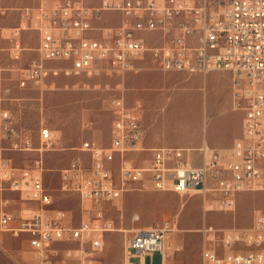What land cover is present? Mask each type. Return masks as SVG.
I'll use <instances>...</instances> for the list:
<instances>
[{
	"label": "built area",
	"instance_id": "built-area-1",
	"mask_svg": "<svg viewBox=\"0 0 264 264\" xmlns=\"http://www.w3.org/2000/svg\"><path fill=\"white\" fill-rule=\"evenodd\" d=\"M7 11L0 5V17ZM19 11L20 24L7 36L10 57L21 60L24 31L39 37L38 57L18 69L21 88L43 91L46 77L60 70L52 66L57 62L67 65L61 69L66 73H102L117 82L110 100V144L84 140L78 155L61 169L60 190L78 195L95 210L93 218L77 226L55 206L43 179L42 156L56 146L54 131L41 126V146L36 147L32 131L20 127L10 109L0 111V136L8 148L40 153L31 165L18 166L0 147V234H26L32 264H58L50 255L56 242L77 243L66 249L65 258L94 264L107 232L114 229L102 204L122 198L135 184L201 193L206 215L236 210L240 192L264 191V0H100L95 6L88 0H52ZM105 13L121 14L119 23H97ZM149 35H156L157 42L150 44ZM146 55L164 72L233 74V108L243 118L242 135L231 147L162 145L137 163L135 156L148 150L144 106L140 100L128 104L126 76L139 70ZM83 127L90 122L84 120ZM24 201L36 205L29 212L16 210ZM174 228L167 222L137 229L126 241L128 260L160 251L161 264H171L166 243ZM200 232L203 264H264L262 209L254 210L250 227H218L205 220Z\"/></svg>",
	"mask_w": 264,
	"mask_h": 264
},
{
	"label": "rangeland",
	"instance_id": "rangeland-1",
	"mask_svg": "<svg viewBox=\"0 0 264 264\" xmlns=\"http://www.w3.org/2000/svg\"><path fill=\"white\" fill-rule=\"evenodd\" d=\"M52 0H0L8 8L7 15L0 17V111L10 109L20 127L32 131L34 144L40 147L41 126L50 127L56 135L54 149L43 152V179L51 191L55 206L65 210L71 225L93 218L95 210L89 203H82L78 195L60 190L61 169L68 166L84 140L100 145L111 142L112 116L110 100L116 91V79L94 72H69L61 70L64 62L53 63L56 73H50L44 83L45 89L19 86V68L29 65L38 57L33 48L39 37L33 30L23 32L25 47L21 60L9 55V27L20 23L19 8L38 6ZM100 0H88L97 5ZM105 20L117 23L114 13H105ZM148 42H157L156 35H149ZM139 70L126 76V98L129 105L140 100L144 106L142 123L146 128L148 150L135 156L142 163L151 154L150 149L159 145L198 147L204 143L230 146L242 135L243 113L233 108V74L215 71L207 75L159 70L148 55L139 62ZM90 122L84 128L83 121ZM148 141V142H147ZM151 142H156L151 145ZM148 143V144H147ZM230 144V145H229ZM4 155L11 157L18 166L31 165L40 158L38 151L15 152L0 136ZM220 147V146H219ZM131 187V186H130ZM10 197L16 194L8 193ZM238 204L232 212H204V195L196 192L179 194L172 191H155L141 184L132 185L118 200L102 204L105 218L114 222V229L107 232L104 248L94 255V264H129L126 241L137 229L175 225L167 243L171 246V264H203L202 235L204 221L218 227H250L255 209L264 211V191L240 192ZM36 204L24 201L15 205L16 210L29 212ZM28 236L14 237L0 234V264H32L33 254ZM75 242H56L50 255L58 264H78L65 258L68 248ZM69 258V257H68ZM131 261L142 264L141 256ZM162 254L156 251L146 257V264H161Z\"/></svg>",
	"mask_w": 264,
	"mask_h": 264
},
{
	"label": "crops",
	"instance_id": "crops-1",
	"mask_svg": "<svg viewBox=\"0 0 264 264\" xmlns=\"http://www.w3.org/2000/svg\"><path fill=\"white\" fill-rule=\"evenodd\" d=\"M115 15H117V17H118V22L117 23H119V21H120V19H121V14H119V13H114ZM6 15H7V13H6ZM5 16V15H4ZM1 17H3V16H1ZM20 18H21V14H20ZM21 21V20H20ZM97 23H109L108 21H106L105 20V17L102 19V20H100V21H97ZM20 24V23H19ZM18 24V25H19ZM110 24V23H109ZM18 25H16V26H18ZM13 27H15V26H12V27H9L10 29H12ZM23 35V34H22ZM38 35V34H37ZM10 47V46H9ZM38 47H39V41H38V45L36 46V47H33L37 52H38ZM146 138H147V135H146ZM147 139H145V141H146ZM148 142V141H147ZM155 143L156 142H151L150 144L151 145H155ZM148 144V143H147ZM233 144V143H232ZM232 144L230 145V146H228L227 144H222V145H218V146H213V147H218V148H228V147H231L232 146ZM162 145H165V144H162ZM209 145V144H208ZM159 146H161V145H159ZM209 146H211V145H209ZM220 146V147H219ZM198 147H200V146H198ZM195 148H197V147H195ZM13 194V193H12ZM8 196H9V194H7ZM16 196V195H15ZM131 259H132V257H131ZM131 259H130V261H129V263H133L132 261H131ZM145 261H146V257H144L143 258V262L145 263ZM133 264H135V263H133ZM146 264V263H145Z\"/></svg>",
	"mask_w": 264,
	"mask_h": 264
},
{
	"label": "bare ground",
	"instance_id": "bare-ground-1",
	"mask_svg": "<svg viewBox=\"0 0 264 264\" xmlns=\"http://www.w3.org/2000/svg\"><path fill=\"white\" fill-rule=\"evenodd\" d=\"M195 193H196L195 191H192V195L195 194ZM166 247H167V250H168L169 255H171L172 249H171L170 244L169 243H166ZM127 261H128V259H127ZM129 264H131V263H129Z\"/></svg>",
	"mask_w": 264,
	"mask_h": 264
}]
</instances>
